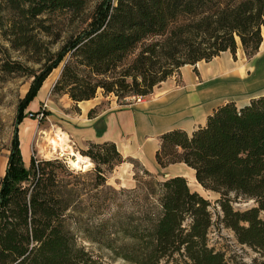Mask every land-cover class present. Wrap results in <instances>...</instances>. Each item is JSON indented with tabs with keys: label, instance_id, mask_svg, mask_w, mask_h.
<instances>
[{
	"label": "trees",
	"instance_id": "16d2710c",
	"mask_svg": "<svg viewBox=\"0 0 264 264\" xmlns=\"http://www.w3.org/2000/svg\"><path fill=\"white\" fill-rule=\"evenodd\" d=\"M2 4L0 38L43 63L32 74L35 88L28 103L62 62L52 93L79 102L96 97L101 89L125 99L151 95L185 66H195L198 72L199 62L210 63L225 52L236 57L242 48L252 59L264 41V0H105L89 19L84 18L87 0H4ZM56 14L71 21L82 18L83 25L63 38L62 30L55 32L53 23H48ZM40 35L54 36L51 44L63 40L62 46L44 51ZM22 68L19 63L3 65L9 72ZM98 110L91 109L89 116ZM159 140L158 163L164 168L184 163L194 169L197 182L219 194L221 222L241 244L264 254V94L243 106L228 101L193 133L173 129ZM10 149L7 174L0 176V264H110L81 244L71 230L69 221L81 195L77 175L66 168L67 162L33 154L27 167L18 135ZM77 150L95 165L97 196L99 189L110 188L108 176L116 166L134 163L135 210L124 211V205L118 204L103 220L115 230L103 240H90L108 249L111 260L229 264L226 254L210 245L212 202L192 189L187 177L160 179L138 161L125 158L112 141H89ZM239 199L253 200L255 205L237 209L234 204Z\"/></svg>",
	"mask_w": 264,
	"mask_h": 264
},
{
	"label": "rangeland",
	"instance_id": "374dc122",
	"mask_svg": "<svg viewBox=\"0 0 264 264\" xmlns=\"http://www.w3.org/2000/svg\"><path fill=\"white\" fill-rule=\"evenodd\" d=\"M3 1L0 0V9L2 8ZM104 1L87 0L84 18H91L96 8ZM111 2L115 3L116 0H111ZM81 19L71 21L69 17H62L56 14L49 18L48 23H53L51 26L55 32L62 30L63 38H67L72 31L83 25ZM90 21L88 20L85 25ZM39 38L42 39L41 41L44 44V51L46 48L57 51L63 43V40H60L56 44H51L55 42L54 36L43 37L40 35ZM137 53L138 51L125 62V65L129 64ZM240 59L242 62L248 60L242 48L238 49L237 55L234 57L235 61ZM4 63H19L23 68L18 71L9 72L3 69ZM64 64L65 62H62L58 67L51 70L37 95L28 103L35 88V78L32 74L39 72L43 63H37V57L27 50H13L11 44L0 38V176L7 174L11 154V142L15 135L16 127L18 126L19 139L21 138L20 144L22 141L23 145L24 163L27 167L33 154L37 158L43 159L63 158L67 162L66 168L77 175L75 182L78 184L77 186L81 196L76 201V211L73 212L69 223L72 232L77 236L79 242L85 245L88 250L103 256L110 264H127L122 259L111 260L108 249L100 248L99 243L91 242L90 240H103L106 235H109L110 232L115 230L109 224H105L103 220L111 217L112 213L118 209V204L124 205V211L131 212L135 210L136 195L138 192L137 182L135 180V184L132 187L110 185L107 183L110 188L104 187L99 189L101 193L97 196L95 195L96 190L93 188L95 165L86 170L74 168L69 163L74 159L73 155L68 153L69 150L62 151L59 146L56 147L60 145L56 136L60 133L58 130H61V127L65 125L68 126L71 121V111H74L73 104L70 103L71 99L68 95L52 93L54 82L59 78ZM263 64L264 61L260 62L258 67H261ZM183 74L186 77L188 69H184ZM180 75L177 73L173 76L177 79L178 83H180ZM110 95L116 97L119 101L125 99L130 100L134 96L129 95L124 99L119 98L114 93ZM46 99L49 100V107L45 109V115L41 118L40 122H37L35 118L30 116V113H36L40 110ZM20 130L21 132H19ZM69 146L70 148L72 147V152L79 153L77 150L79 147L76 149L70 139ZM140 175L143 176L142 174ZM109 177L110 174L108 179ZM160 179L162 178L160 177ZM187 179L192 189L199 191L212 202L211 211L213 213L214 224L209 232L210 245L223 251L226 254L229 264H264V254L257 252L247 245L241 244L234 231L221 222L222 212L216 203L219 194L206 190L192 176ZM113 188L118 192L113 191ZM122 189L126 190L121 192ZM91 196L93 197L91 198ZM102 203L103 207L99 209L98 204ZM254 205V201L248 199H239L234 204L235 208L240 210H245Z\"/></svg>",
	"mask_w": 264,
	"mask_h": 264
},
{
	"label": "crops",
	"instance_id": "0c3cea01",
	"mask_svg": "<svg viewBox=\"0 0 264 264\" xmlns=\"http://www.w3.org/2000/svg\"><path fill=\"white\" fill-rule=\"evenodd\" d=\"M262 61L264 41L259 53L244 62L241 59L235 61L230 52H225L210 63L199 62L196 65L198 72L195 66L187 65L181 70L180 83L171 77L140 103L129 99L119 101L102 90L89 100L76 102L71 99L74 109L71 121L58 131L65 133L76 149L85 148L89 141H112L125 158L138 161L161 178L183 175L196 180L195 170L184 163L165 168L158 163L159 136L173 129H183L191 134L207 122L208 116L218 106L228 101H236L238 106H243L251 98L264 94V64L258 67ZM184 69H188L186 77ZM95 107L99 110L90 117L89 111ZM20 148L23 154L22 141ZM68 153L72 155L70 151ZM83 158L87 160L83 164L84 170L93 167L90 158ZM134 174V163L126 161L110 173L108 183L132 187Z\"/></svg>",
	"mask_w": 264,
	"mask_h": 264
},
{
	"label": "bare ground",
	"instance_id": "6f19581e",
	"mask_svg": "<svg viewBox=\"0 0 264 264\" xmlns=\"http://www.w3.org/2000/svg\"><path fill=\"white\" fill-rule=\"evenodd\" d=\"M56 136H57V138L59 140L60 148L62 149V151H64V150L71 151V148L69 146V137L65 133H62V132H60ZM71 153H72V155L75 156V154L72 151H71ZM83 157H82V155L77 154L75 156V159L70 161V164H72V166L74 168H80V169L84 170V165L83 164L86 163L87 160L85 158H83Z\"/></svg>",
	"mask_w": 264,
	"mask_h": 264
},
{
	"label": "built area",
	"instance_id": "2783aa9c",
	"mask_svg": "<svg viewBox=\"0 0 264 264\" xmlns=\"http://www.w3.org/2000/svg\"><path fill=\"white\" fill-rule=\"evenodd\" d=\"M147 96H143V95H134L130 98V100H132L134 103H140L142 102ZM49 107V100L46 99L43 104H42V108L40 110H38L36 113H30V116L32 118H35L37 122H40L41 118H43V116L45 115V109H47ZM62 155V154H61ZM62 157V156H60Z\"/></svg>",
	"mask_w": 264,
	"mask_h": 264
},
{
	"label": "water",
	"instance_id": "95a60500",
	"mask_svg": "<svg viewBox=\"0 0 264 264\" xmlns=\"http://www.w3.org/2000/svg\"><path fill=\"white\" fill-rule=\"evenodd\" d=\"M15 135H18V126L16 127Z\"/></svg>",
	"mask_w": 264,
	"mask_h": 264
}]
</instances>
